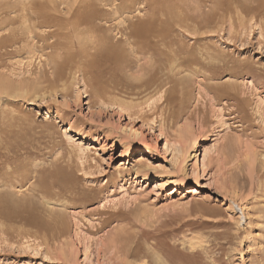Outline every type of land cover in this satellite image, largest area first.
Masks as SVG:
<instances>
[{"label":"rangeland","instance_id":"rangeland-1","mask_svg":"<svg viewBox=\"0 0 264 264\" xmlns=\"http://www.w3.org/2000/svg\"><path fill=\"white\" fill-rule=\"evenodd\" d=\"M179 1V6L183 5L180 10L192 14L195 10L201 17L215 13L221 4L217 16L213 15L216 24L211 20L208 24L212 26L196 31L198 35L194 29L190 34L184 30L169 39L172 47H193L205 64L231 57L247 61L261 74L259 83L253 77L236 78L229 74L212 81L241 85L246 98L244 106L231 115L223 110L226 115L217 116L216 109L220 111L228 101L211 102L212 93L199 83L203 76H195L190 86L167 84V88H172L171 100L161 103L158 88L137 89L147 66L140 67L129 55H125L129 56V63H124L117 77V82L124 85L120 83L105 96L115 108L114 115L109 109V113L98 116L100 107L88 106L82 83L77 85L78 94L83 97L80 106L75 104L74 91L63 96L58 91L35 94L29 90L30 94L15 104L9 103L14 98L0 93V111L19 113L33 123L35 135L41 136L27 142L32 155L16 168L17 179L9 181L14 182L12 186L0 182V193H9L4 195L6 201L0 194L4 197L2 200L0 196V203L3 201L2 205L10 211L21 210L34 199V203H44L43 196L35 190L34 165H65L74 178L72 183L67 182L71 190L53 186L54 192H59L60 197L54 198L60 202L58 205L44 203L60 210L64 221V226H59L56 218L51 220L57 227L56 239L49 245L56 250L68 242V255H72L61 261L51 259L40 237L36 240L24 233H33L35 227L0 218V264H264V42L260 43L264 41V29L260 30L264 14L241 11L236 0H220L219 7L215 5L218 0ZM246 2L254 5L251 0ZM189 25L193 28L192 22ZM2 33L4 30L0 29ZM10 59L13 64L0 68L1 72L13 68L19 70H14V77L20 71L19 77L30 75L25 62L22 66L17 63L19 57ZM180 103L182 107L188 104L187 113L194 111L193 117L187 113L173 117L181 111ZM119 104L128 109L133 106L137 113L130 116L129 110L121 111ZM67 105L74 112L59 118ZM202 112H208L205 124L201 123ZM219 117H224L225 123ZM77 119L79 126L73 127ZM186 128L187 135L183 133ZM201 129L207 131L204 136ZM141 153L151 154L152 158L146 164L138 162ZM10 194L12 198L7 199ZM9 199L16 200L17 207ZM39 212L49 220L46 211ZM105 219L109 222L101 224ZM42 232L39 230L41 235Z\"/></svg>","mask_w":264,"mask_h":264},{"label":"bare ground","instance_id":"bare-ground-1","mask_svg":"<svg viewBox=\"0 0 264 264\" xmlns=\"http://www.w3.org/2000/svg\"><path fill=\"white\" fill-rule=\"evenodd\" d=\"M6 1L7 0L0 1V29L4 30V33L0 34V68L9 67V64H13L10 63V58L19 57L20 60H17V63L22 66V64L24 65L23 62H25L28 71L26 72L30 74L29 76H24L23 74L22 77H19L21 75L20 71L19 75L14 77V72L16 71V69L12 68L14 65H11L13 70L8 68L10 69L9 71H6V69L4 70L5 72L0 71V93H5L8 97L14 98L10 99L9 103L12 104L19 103V98L27 97L30 94L29 90L34 91L35 94L40 92L45 94L50 90L58 91L63 94V96H68L74 91L77 97L75 99V104L80 106L83 97L81 98L79 96V87H77V85L82 83L84 86V97L88 98V106H99L100 109L96 111V114L100 117L104 112L109 113V109L111 110L110 114L114 115L116 114L115 108L113 105L109 104L111 102L105 99V96L109 92L113 93L115 87L120 85L121 82H117V77H119L120 70H123L121 68L129 61V56L133 58L132 61L136 60L139 62L140 67H142V65L147 66V72L143 76L140 84L137 85V89L147 91L153 87L158 88L157 90L161 92L159 99L162 101L161 103L171 100L172 88H167V84H170L172 87H176L180 84H182L181 86L184 84L190 86L189 83H192L195 76H203L201 80H199V83L204 85L205 88L212 93L211 95L207 94L210 95V101L212 102L215 100L220 102L223 99L228 101L223 109H220V111L216 109L217 116H224L226 113L231 115L238 111L244 106L246 98L243 97L244 92L241 85H237L235 82L231 81L212 82L215 80L214 78L223 74H229L236 78H244L245 76L253 77L254 80H257L259 83L258 79L261 74L247 65V61H237L238 59L231 57L228 60L226 58L220 59V61H216L217 63L214 61V64H205V62L201 61L200 55L196 54L195 48V52L192 50V45V49H189L190 46L188 49L180 46L179 48L171 46L173 42L171 41L170 43L171 39H169V37H171V35L177 32L180 33L184 30L187 31L186 33L190 34L189 31H193V29L195 34V32H198L201 28H206V25L210 26L211 24L209 25L208 23L216 19L213 15L222 7L221 4L219 7L220 0H216L217 2L215 5L219 8L217 9L216 6H214L215 9H217L215 13L211 11V13L208 12L209 14L203 17L195 14L194 12H197L195 10H192L193 14L190 13L189 10L186 12L185 10H180L183 5L180 3L181 6H179V0L172 1L173 5L170 4L171 1L168 3L169 0H100V2L97 0H81L78 2H76V0L72 2L17 0V2L15 1L13 4ZM251 1L254 3L253 6L251 5L252 7L248 5V2H246V4L245 0H236V3L241 11L244 10L249 13H254L255 15L260 13L264 14V0ZM174 2H178L177 5ZM237 11L236 9V12ZM198 13L200 14V10ZM221 19L220 17V20ZM224 20L225 19L221 22ZM189 21L192 22L193 28L189 25L191 24ZM213 21L215 22V20ZM216 23L217 22H215V24ZM261 26L262 27L259 28L263 30L264 24L262 23ZM221 28H219L220 31ZM229 30L232 32L233 29L231 30L230 28ZM114 31H116L117 34H113ZM1 32L3 31L1 30ZM220 33L222 34V32ZM201 35L203 34H200V36ZM261 42L264 41H260V43ZM201 50L202 49H200V51ZM203 51L205 50L203 49ZM222 54L224 55V53ZM125 55L129 56L126 57ZM226 56H228V54ZM202 58L205 59L204 57ZM208 59L209 58H207V60ZM142 60H144V62H142ZM211 61L212 60L209 62ZM31 75H35L34 78L32 76L33 79ZM121 84L124 85L123 83ZM209 99L208 102H210ZM110 106L113 107L111 108ZM119 106V108L122 107L120 104ZM187 106L188 104L184 103L183 107L181 106V111L177 114L174 113L173 117L178 118L184 113H187ZM67 107V109L62 110L59 118L62 119L63 116L71 115V113L74 112L71 106L67 105ZM104 107L105 109H103ZM155 107L158 108L159 104ZM132 108L133 106L129 109L122 107L121 111L129 110L127 112L131 116L137 113L134 112ZM211 110L214 111L215 109ZM223 110H225V114H223ZM193 112H190L189 115L187 113V116L193 117ZM207 116L208 112L203 114L202 124L207 122ZM221 118L219 117L222 123H225L224 117ZM78 121L79 119L75 120L72 126L78 127ZM32 125L30 121L28 122L19 113L16 114L14 111L8 110L0 111V182H3L1 184L4 186L11 178L14 177L17 179L18 176L14 175L16 168H19L25 161H28L26 158L32 155L33 149L26 145L27 142L34 139L39 140L41 137L35 135L33 130L34 126L32 127ZM187 130L188 128L183 130L185 135L188 134ZM204 131L207 132L203 129L200 131L202 136H204ZM185 152L186 149L184 153ZM150 158H152L151 154L141 153L139 154L138 162L144 163ZM34 166L32 177H34L37 182L34 184L35 190L43 196L44 203L50 206V204L52 205V203L55 202L54 204L58 205L60 202L57 200L58 203L54 198L59 196V192L55 193L54 190L56 189H54L53 186H59L67 190L69 187L67 182L74 179L72 174H70V170L65 168V165L62 166L58 163L54 164V166L52 165V168L51 166L50 168H45L46 166L41 168V166H44L42 163L41 166ZM11 182H9L10 187L12 186ZM68 190L71 189L69 188ZM32 191L36 192L33 189ZM0 194H2V192ZM6 194L3 192L2 195L4 196ZM2 195L0 196L3 198L2 200H4L5 196L3 197ZM9 197L12 198L11 194L7 196V199ZM38 197L39 196H37V198ZM34 200H31L30 203L28 202L29 204L25 202L27 205L25 206L24 204L21 210L18 208L19 211H15L14 209V211H10V209L2 205V201L0 203V218L8 219V221H21L25 226L35 227L37 230L33 233L30 230L24 233L27 234V236L34 237L36 240L40 237L41 242L45 244V251L46 253H50L49 257L51 259L60 261L67 259L69 255H72H68V242L63 243L59 248L57 247L56 250H52L53 248L49 245L52 240L56 239L54 229L57 227L52 224L53 222H51V220L56 218L57 220H55L58 225H63L62 213L59 212L60 210L56 211L53 209L52 206H45L42 201H38L40 203L35 201L37 203H34ZM9 201L7 200L8 204L12 202L13 205V202L15 203L16 200ZM9 205L12 206L11 204ZM15 205L17 207L16 203ZM60 206L62 205L60 204ZM42 209L48 213L49 220H46L43 215L41 216L43 212L39 214V210ZM46 213L44 212V216H46ZM108 216L107 218H110L114 215ZM105 222L109 221L105 219L101 221V224ZM39 230H43L42 235L39 233Z\"/></svg>","mask_w":264,"mask_h":264}]
</instances>
